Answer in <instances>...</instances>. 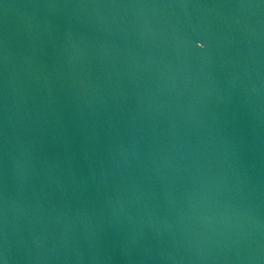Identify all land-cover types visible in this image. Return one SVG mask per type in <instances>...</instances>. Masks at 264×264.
I'll list each match as a JSON object with an SVG mask.
<instances>
[{
	"label": "water",
	"instance_id": "1",
	"mask_svg": "<svg viewBox=\"0 0 264 264\" xmlns=\"http://www.w3.org/2000/svg\"><path fill=\"white\" fill-rule=\"evenodd\" d=\"M0 264H264V0H0Z\"/></svg>",
	"mask_w": 264,
	"mask_h": 264
}]
</instances>
